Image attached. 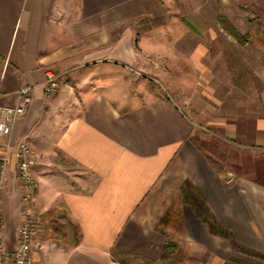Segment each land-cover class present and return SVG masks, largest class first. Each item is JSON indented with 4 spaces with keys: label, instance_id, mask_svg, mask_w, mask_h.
<instances>
[{
    "label": "crops",
    "instance_id": "crops-1",
    "mask_svg": "<svg viewBox=\"0 0 264 264\" xmlns=\"http://www.w3.org/2000/svg\"><path fill=\"white\" fill-rule=\"evenodd\" d=\"M210 1L174 4L171 18L156 20L135 44L130 27L107 34L106 16L114 22L131 18L142 12L143 0H0V107L15 106L16 91L32 86L25 112L13 119L9 134H0V149L28 140L36 155L32 171L41 214L64 208L79 232L74 245L57 236L36 238V264H124L116 251L160 261L167 239L177 244L174 257L216 256L218 237L182 199L184 179L201 189L216 219L241 243L264 252V184L222 176L191 141L195 133L203 138L194 118H212L231 140L245 135L241 124L250 116L242 108L249 88L220 83L215 71L224 68L229 75L232 55L264 85V29L231 19L241 31L249 27L248 42L231 44V55L213 51L205 45L207 34H195L181 21L204 17ZM259 16L264 27V11ZM49 67L60 74L53 96L43 92ZM135 70L152 75L177 101L156 93ZM260 97L264 109V91ZM225 99L236 106L222 109ZM263 116H257L249 136L256 143ZM55 161L68 168L54 167ZM14 167V162L7 166L1 192L9 249L16 243L23 188Z\"/></svg>",
    "mask_w": 264,
    "mask_h": 264
},
{
    "label": "rangeland",
    "instance_id": "rangeland-1",
    "mask_svg": "<svg viewBox=\"0 0 264 264\" xmlns=\"http://www.w3.org/2000/svg\"><path fill=\"white\" fill-rule=\"evenodd\" d=\"M180 1L182 0H143L144 4L143 6L141 5L142 12L139 10V14L131 18L123 16V18L121 19L122 21L120 19H117L116 22H114V16L107 15L106 33L110 34L113 37L115 36V34L120 33V29L121 31H124L130 27V29H132L133 31V37L136 39H134L135 44L136 42L138 44L140 41L145 40V35L143 34L149 32L153 28L154 23H156V20H164L166 18H171L170 15L172 14L171 12L174 11V4L178 5ZM210 2L211 3L208 7L209 9L207 13L203 15L204 17H201L197 14L188 16H194L195 20L193 19V22L196 27L198 26L199 29H201V35L207 34L205 37L203 36L205 45L211 47L213 51H222L228 54L230 53L232 55L234 54V51L231 47V44L234 45L236 44L235 42H237L221 28L217 18L219 15L226 16L230 22L231 19H235L238 23H241L243 25L249 24V26H252V28L255 27L259 30L264 29L263 24L259 22V20L261 19L259 13L264 11V0H211ZM97 24V17L90 19L91 40L96 35V32L94 31L97 29ZM245 28L249 27L245 26ZM245 28H243V31H241L242 29H236L239 31L240 34L247 35L249 39V35L245 32L247 31L245 30ZM209 36H214L215 38L210 39ZM138 38L139 41L137 40ZM237 44L239 43L237 42ZM107 45L111 44L107 42ZM232 57V63L230 61L229 75H226L224 68L218 67V69H216L215 71L217 72V80L220 83L227 84V82L231 83L233 81L234 84H237L238 86L240 84H243L244 86H247L249 88V91H244V94H246L247 96L243 97L245 98L244 104L247 105V108H242L241 106H239L238 109L241 110L240 108H242L244 110V114L246 116H250L249 118H244V121H246V123L243 122V124H241V129L242 131H244L245 135L241 137H236V139L233 140L229 139L222 132V130H216L220 129V127H216L215 125L210 123L209 119L212 118H205L202 122H200L201 118H194L196 122L199 123V126H201L196 131L198 133H201L203 137L201 139L205 142L204 145L206 148L204 152L208 154L210 156V159L214 161V164L218 167L219 172L222 176L233 174V176H245L247 178H250V180L257 181L255 177L259 176L260 174L256 170L264 169V131H261L259 143H256L255 140H253L254 137L250 138L249 136L254 135L255 120L257 119V116L264 115V109L262 108V100L260 97V93L264 91V85L259 79H257V77L251 70H248L241 64V61H239L237 58H234V55H232ZM47 69H50L55 74L59 75L58 87L56 91L52 94L53 96L59 88L60 74L59 71L56 70L54 67H49ZM135 71V76L143 78L147 81V83L152 84L151 86H154L153 88L156 93H160V95L164 97H166V94L168 93L173 100L177 101V98L174 96V93L172 91L164 90L163 87L159 85V82L152 79L154 78L152 75H146V73H143L144 71ZM157 79L161 82L159 76H157ZM253 89H258V97L256 95L257 93H255ZM218 93L221 97V95L225 94V90L223 89ZM234 98H236V96H234ZM222 104V109L224 105H227L229 107L236 106V103H234V101H231L230 99L223 100ZM236 119L240 118H229V120ZM59 156L61 155L59 154ZM52 165H54V167L56 168H68V163L67 165L66 163H62L61 165H59V163L55 161ZM227 180L229 181L230 178H228ZM34 200H36L35 193ZM33 206L36 212L35 214L40 220L39 227L35 232V237L33 239V245L36 244V238L40 239L41 237L46 238L50 236H61V238H63L61 234L67 233V224H74V222L67 216V214L65 215V213L63 212V210H61L60 207L50 208L49 213L41 214L40 209L35 201L33 203ZM215 236L218 237V254L216 256H205L200 260H195L192 256L188 257L186 255L182 256L177 254L175 255V257L173 256L172 258L162 262V264H264V259H261L249 253L233 249L229 245L227 240L221 238L218 235ZM237 241L244 246L257 250L251 246L241 243L238 239ZM34 249L35 248H33V253ZM128 264L153 263L151 261L144 260L139 257H132Z\"/></svg>",
    "mask_w": 264,
    "mask_h": 264
},
{
    "label": "built area",
    "instance_id": "built-area-1",
    "mask_svg": "<svg viewBox=\"0 0 264 264\" xmlns=\"http://www.w3.org/2000/svg\"><path fill=\"white\" fill-rule=\"evenodd\" d=\"M59 75L50 69L44 72L43 92L46 96H52L58 87ZM32 86L20 87L16 94L18 103L13 107H0V134H9L11 123L16 116L23 114L31 101ZM36 155L26 138L18 141L16 147L11 149L5 144L0 149V264H36L33 253V239L40 220L35 214L34 193L37 183L33 176V166ZM14 162L18 180L23 187L21 195V220L16 230V243L12 248H7L2 233L3 216L1 214V192L7 166ZM34 200V201H33Z\"/></svg>",
    "mask_w": 264,
    "mask_h": 264
},
{
    "label": "trees",
    "instance_id": "trees-1",
    "mask_svg": "<svg viewBox=\"0 0 264 264\" xmlns=\"http://www.w3.org/2000/svg\"><path fill=\"white\" fill-rule=\"evenodd\" d=\"M217 18L221 28L235 41H237L241 45H244L248 42V36L245 34H240L239 31L233 26V24L227 19L226 16L219 15ZM193 19L194 16L181 17V21L187 27V29H189V31L201 35L202 31L201 29H199L198 26L197 27L195 26ZM191 141L197 146V148L203 151V153L214 164V161L210 159V156L204 152L206 148L204 145L205 142L201 138H199V135L197 133L191 136ZM256 171L260 174L259 176L255 177L256 180L264 184V169H257ZM180 193L182 199L191 206L195 215L198 216L201 220H203L207 224L208 229L211 233L218 235L221 238L227 240L229 245L233 249H236L241 252L249 253L261 259H264L263 252L251 249L247 246L240 244L237 241L236 237L234 236L230 227L216 219L210 207L208 206L206 198L203 192L201 191V189L198 186L194 185L189 179H184L182 181L180 185ZM61 210H63V212L66 215V209L62 208ZM49 211L50 210L45 211L44 214L49 213ZM67 226H68V231L67 233H62L61 234L62 237L65 238L64 239L65 241L67 242L69 241L73 245L77 244L79 242V232L77 229V224L69 223V225L67 224ZM176 248H177V244L173 240L167 239L163 246L160 261H153L152 259H148V261H151L153 264H162V262L173 257ZM115 256H117V258H119V260L124 264H128V262L131 260L130 255L126 253H121L116 251Z\"/></svg>",
    "mask_w": 264,
    "mask_h": 264
}]
</instances>
